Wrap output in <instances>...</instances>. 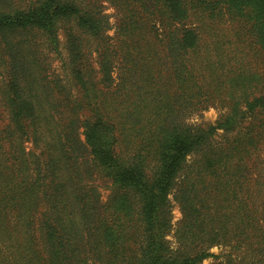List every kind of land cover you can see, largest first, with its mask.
I'll return each instance as SVG.
<instances>
[{"label": "trees", "instance_id": "trees-1", "mask_svg": "<svg viewBox=\"0 0 264 264\" xmlns=\"http://www.w3.org/2000/svg\"><path fill=\"white\" fill-rule=\"evenodd\" d=\"M209 258L264 264V0H0V264Z\"/></svg>", "mask_w": 264, "mask_h": 264}, {"label": "rangeland", "instance_id": "rangeland-1", "mask_svg": "<svg viewBox=\"0 0 264 264\" xmlns=\"http://www.w3.org/2000/svg\"><path fill=\"white\" fill-rule=\"evenodd\" d=\"M105 14L110 18V23H111V30L108 32V35H110L111 37H113L116 33V23L118 21V17H120V13L118 12V10H116L112 5L110 4H105ZM54 67L55 69H58L59 64H57L56 62H54ZM220 115V110L218 108L215 107H211L205 111H198L196 113H194L190 118V122L191 123H195V124H213L216 122V120L218 119ZM32 146V144H28L27 147L30 149ZM94 183L97 185V188L99 189V192L101 194V198L103 199V201L107 200V197L110 193L109 188H108V184L107 181L103 180V179H95ZM181 218V212L179 210L178 205L174 202V219L173 222L174 224L177 223ZM171 241H173V237L172 235L169 237ZM212 252L214 254H219L221 252V249L218 248H214L212 250ZM214 261L213 258H209L207 260L204 261L203 264H211Z\"/></svg>", "mask_w": 264, "mask_h": 264}]
</instances>
